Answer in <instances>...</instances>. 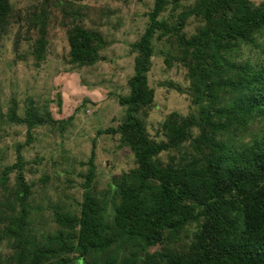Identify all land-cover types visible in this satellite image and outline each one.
Masks as SVG:
<instances>
[{"label":"trees","instance_id":"16d2710c","mask_svg":"<svg viewBox=\"0 0 264 264\" xmlns=\"http://www.w3.org/2000/svg\"><path fill=\"white\" fill-rule=\"evenodd\" d=\"M172 1L154 0L148 25L132 46L129 94L118 98L126 108L123 120L116 129L97 132L118 136L134 156L135 167L111 188L118 197L112 219L105 221L91 190L92 152L81 176L79 215L56 207L55 232H35L34 183L25 178L19 151L24 145H18V163L0 172V264H72L71 253L78 254L76 264H264V128L248 142L239 140L254 122L264 123V49L255 63L241 60L249 59L241 46L256 47L255 35L264 27V0H193L173 20H160ZM65 14L73 20L79 16ZM13 16L10 0H0V37ZM38 18L39 36L31 50L37 64L47 46L48 12L42 9ZM190 18L196 29L188 37L184 29ZM163 40L169 45L165 62L188 71L196 110L167 115L157 140L141 114L153 107L147 74L155 45ZM67 41L70 62L80 66L95 64L105 44L97 31L79 24L71 25ZM6 118L18 121L10 113ZM41 118L32 105L21 119L28 146ZM190 226L195 230L185 242Z\"/></svg>","mask_w":264,"mask_h":264},{"label":"rangeland","instance_id":"374dc122","mask_svg":"<svg viewBox=\"0 0 264 264\" xmlns=\"http://www.w3.org/2000/svg\"><path fill=\"white\" fill-rule=\"evenodd\" d=\"M57 1L10 0L14 16L0 37V172L18 163L17 146L24 145L19 149L21 167L25 178L34 183L30 198L34 207L32 229L44 234L58 228L53 220L54 208L79 215L84 191L80 186L92 152L95 174L91 190L103 207L105 221L113 217L118 197L113 196L111 188L122 173L135 167L134 156L118 136H97V132L116 129L123 120L126 108L119 104L118 98L129 94L128 82L134 75L136 56L132 46L144 33L148 12L154 4V0ZM173 1L161 12L160 20H173L174 15L193 3L176 0L178 5L174 6ZM42 9L48 12L47 46L44 60L37 64L31 50L39 36L34 19L39 21ZM66 11L68 14L76 11L79 16L73 20L66 16ZM76 24L97 31L105 40L100 58L92 66L70 62L67 33ZM195 29L196 20L190 18L185 35L191 36ZM254 40L256 47L241 46L244 55L249 56L242 61L255 63L260 57L264 27ZM167 47L165 40L155 45L147 74L149 87L154 89L153 107L141 114L147 132L157 140L162 138L161 124L167 115L178 112L186 116L196 110L188 71L180 63L165 62ZM175 49L172 47L171 51L178 55ZM32 105L43 124L33 129V141L28 146L25 144L28 128L21 119ZM9 113L18 121L9 122L6 118ZM262 128L263 122H254L246 133L239 134V140L250 141ZM162 161H166V154ZM194 230V226L188 227L185 242L191 240ZM68 258L76 264L78 254L71 253Z\"/></svg>","mask_w":264,"mask_h":264}]
</instances>
